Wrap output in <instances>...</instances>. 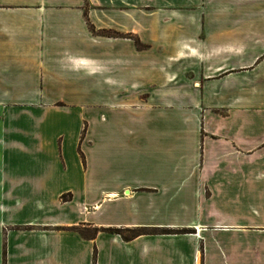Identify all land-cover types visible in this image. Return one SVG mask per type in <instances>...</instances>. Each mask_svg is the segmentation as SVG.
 Returning a JSON list of instances; mask_svg holds the SVG:
<instances>
[{"label": "crops", "instance_id": "1", "mask_svg": "<svg viewBox=\"0 0 264 264\" xmlns=\"http://www.w3.org/2000/svg\"><path fill=\"white\" fill-rule=\"evenodd\" d=\"M94 256L264 264V0H0V264Z\"/></svg>", "mask_w": 264, "mask_h": 264}, {"label": "trees", "instance_id": "2", "mask_svg": "<svg viewBox=\"0 0 264 264\" xmlns=\"http://www.w3.org/2000/svg\"><path fill=\"white\" fill-rule=\"evenodd\" d=\"M138 44V42H137ZM140 48V45H138ZM77 232L85 239H92L95 238L97 233L99 232H106L111 234H117L120 235L125 240H131L134 239L140 235H147V234H181L182 232H175V231H149V230H119V229H105V230H99V229H91L87 230L85 228H77ZM93 264H95V256L93 259Z\"/></svg>", "mask_w": 264, "mask_h": 264}, {"label": "rangeland", "instance_id": "3", "mask_svg": "<svg viewBox=\"0 0 264 264\" xmlns=\"http://www.w3.org/2000/svg\"><path fill=\"white\" fill-rule=\"evenodd\" d=\"M137 42H138V44H137ZM138 45H140V48L138 47ZM136 46L139 50H143V49L147 48V46H144L139 41H136ZM147 74L148 73H146V75ZM145 80H146L145 82H147V79H145ZM98 81H99V77H98ZM137 81H138L137 79H131L130 82L132 83V82H137ZM102 89L105 91V88H102ZM129 91L131 92V89H129ZM91 92H95V87L93 85L83 87V103H82L81 108H80L81 113H82V117H83V122H85V124L88 126H89V118H90L91 112L95 113V111H93L95 106L92 105V103L90 101V98H92V96H90Z\"/></svg>", "mask_w": 264, "mask_h": 264}]
</instances>
